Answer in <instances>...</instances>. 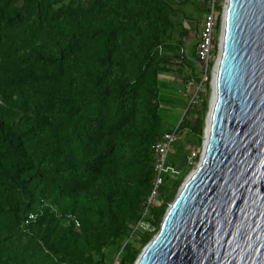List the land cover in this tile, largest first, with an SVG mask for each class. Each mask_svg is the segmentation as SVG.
I'll use <instances>...</instances> for the list:
<instances>
[{"label":"trees","instance_id":"trees-1","mask_svg":"<svg viewBox=\"0 0 264 264\" xmlns=\"http://www.w3.org/2000/svg\"><path fill=\"white\" fill-rule=\"evenodd\" d=\"M187 8L212 12L198 0H0V264H109L112 251L135 264L160 231L209 109L167 116L202 82ZM167 133L183 173L150 209L155 231L129 241Z\"/></svg>","mask_w":264,"mask_h":264},{"label":"water","instance_id":"water-1","mask_svg":"<svg viewBox=\"0 0 264 264\" xmlns=\"http://www.w3.org/2000/svg\"><path fill=\"white\" fill-rule=\"evenodd\" d=\"M223 20L204 153L135 264H264V0Z\"/></svg>","mask_w":264,"mask_h":264},{"label":"rangeland","instance_id":"rangeland-1","mask_svg":"<svg viewBox=\"0 0 264 264\" xmlns=\"http://www.w3.org/2000/svg\"><path fill=\"white\" fill-rule=\"evenodd\" d=\"M200 3V7L203 9H211L212 12L205 14V16L202 18V15L200 14L199 11L193 10L191 8H187L188 10V14H187V21L185 22V26L187 28H189L191 30V36L189 37L188 40V45H193V46H197L199 45V41H200V36L201 33L204 29V23L205 20H207L209 17H213L214 19H216V22L218 20L221 21V27H223V16H224V10L226 7V0H212L209 4H205V0H198ZM200 24V25H198ZM198 25V26H197ZM222 38V32H220L219 34L216 33V37H215V49H214V54H213V58L211 60V64H213L212 66V70L206 72V70L203 71L202 73V82L201 84H193V85H189L186 83L185 85V90L183 92L184 98H185V106H181L179 108H174L173 112H168L167 116L170 117V119L174 122L177 123V121L179 120V118L183 115H185L187 109H192V117L196 118L198 117L197 113H201L202 110V103L203 100L208 99L209 100V105L210 102L212 100V88H211V83L213 80V76L217 67V64L220 60V40ZM200 70H201V66H200ZM166 81H176L179 83L184 84L185 82L182 81L181 79L177 78V79H172V78H168ZM210 84V92H208L207 89V84ZM202 95V97H201ZM195 96H197V100H196V105H193V99L195 98ZM176 109V110H175ZM209 113V109L207 114ZM173 123V124H174ZM205 130V129H204ZM206 142L205 137L203 138V143L202 145L198 148V147H185L186 151L191 152L190 155L188 156V160H187V164L185 168H191L190 172L187 174L186 178L184 179L181 187L184 185L185 181L190 177V175L197 169L198 165L200 164V161L196 162V158L198 156H200V160L202 158V155L204 153V143ZM184 151V150H183ZM173 152V148L170 150V156L174 157V158H181V156H183V152L182 150H180L179 153L177 154H172ZM177 172L173 173L170 178L173 181H177L183 171H179L176 170ZM180 187V189H181ZM179 189V191H180ZM178 191V193H179ZM175 200V199H174ZM174 202V201H173ZM173 202H171V204L169 205V207L173 204ZM169 209V208H168ZM157 234V233H156ZM155 237V236H154ZM145 249V248H144ZM143 249V250H144ZM141 255V254H140ZM139 258V257H138ZM109 260V264H117L118 263V254L115 251L111 252V256L108 258ZM137 262V261H136ZM135 262V263H136Z\"/></svg>","mask_w":264,"mask_h":264},{"label":"built area","instance_id":"built-area-1","mask_svg":"<svg viewBox=\"0 0 264 264\" xmlns=\"http://www.w3.org/2000/svg\"><path fill=\"white\" fill-rule=\"evenodd\" d=\"M216 26L217 22L213 17H209L207 20H205L204 29L201 33L199 45L197 48L198 58L201 63V73H203L204 70H206V72L210 71L209 68L215 49ZM193 84V81L189 82V85ZM197 98L198 97L195 96V98L193 99V105H196ZM175 140L176 136L174 133H167L155 145V153L157 158L155 165V180L153 182L151 194L146 202V209L144 211L143 217L139 221V223L135 227H133L129 241L134 240L138 236V234L155 231L153 225L148 221V219L150 218V209L158 202L161 189L165 184V178L167 176L170 177L173 173L177 172L176 169L168 164V160L171 154L170 150L173 148ZM36 219V214L29 215L25 225H30L32 222L36 221ZM73 220L75 222L76 228L79 229V221L76 219Z\"/></svg>","mask_w":264,"mask_h":264},{"label":"bare ground","instance_id":"bare-ground-1","mask_svg":"<svg viewBox=\"0 0 264 264\" xmlns=\"http://www.w3.org/2000/svg\"><path fill=\"white\" fill-rule=\"evenodd\" d=\"M221 59V58H220ZM214 101V100H213ZM213 104H214V102H213Z\"/></svg>","mask_w":264,"mask_h":264}]
</instances>
